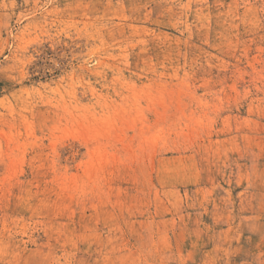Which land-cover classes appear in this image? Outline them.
Wrapping results in <instances>:
<instances>
[{
	"label": "rangeland",
	"instance_id": "374dc122",
	"mask_svg": "<svg viewBox=\"0 0 264 264\" xmlns=\"http://www.w3.org/2000/svg\"><path fill=\"white\" fill-rule=\"evenodd\" d=\"M0 264H264V0H0Z\"/></svg>",
	"mask_w": 264,
	"mask_h": 264
}]
</instances>
